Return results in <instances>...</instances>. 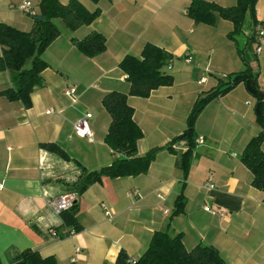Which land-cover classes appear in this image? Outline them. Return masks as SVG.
<instances>
[{"label": "crops", "instance_id": "0c3cea01", "mask_svg": "<svg viewBox=\"0 0 264 264\" xmlns=\"http://www.w3.org/2000/svg\"><path fill=\"white\" fill-rule=\"evenodd\" d=\"M23 1L38 10L40 0H0V22L30 30L31 15L18 7ZM79 1L90 11L99 7L100 13L88 25L65 27L45 47L42 57L48 66L30 96L31 105L0 92L1 262L7 264L31 249L61 264H117L121 251L128 259L138 258L155 231L168 229L181 233L188 250L197 243L214 245L226 264H264V195L252 185V174L241 160L247 142L261 128L247 87L236 84L198 114L196 144L186 171L178 166L181 153L188 149L186 140L185 146L168 148L184 131L196 99L219 78L242 70L244 62L264 90V44L257 52L253 31V18L264 27V0L255 1L253 16L247 9L241 31L233 37L229 20L218 17L214 24H204L191 19L186 14L191 0ZM207 1L228 7L237 0ZM92 31L105 36L106 47L87 56L74 40ZM146 43L171 54L166 69L174 82L155 88L148 97L128 95V103L143 132L138 154L160 149L145 173L104 175L77 193L81 166L99 169L113 159L104 142L110 115L101 99L112 90L128 93L129 82L118 64L127 53L140 56ZM13 84L12 72L0 70V91ZM70 87L75 100L65 94ZM88 111L92 141L74 132L75 120ZM198 137L202 143L196 142ZM48 142L63 148L69 158L44 147ZM69 192L77 193L78 230L48 205L50 199ZM180 193L185 212L170 217ZM204 205L212 211L204 210ZM66 229L74 232L63 235Z\"/></svg>", "mask_w": 264, "mask_h": 264}, {"label": "trees", "instance_id": "16d2710c", "mask_svg": "<svg viewBox=\"0 0 264 264\" xmlns=\"http://www.w3.org/2000/svg\"><path fill=\"white\" fill-rule=\"evenodd\" d=\"M97 1V0H93ZM256 0H237L232 6H221L213 1L191 0L186 14L197 23L214 24L221 17L232 22L233 29L229 36L241 31L244 15L248 10L254 13ZM100 13L99 7L88 10L79 0H40L38 10L32 17L30 30H21L6 22H0V70L12 72L14 84L0 91L8 99L20 100L29 107L31 94L42 83L41 72L48 64L42 53L50 42L60 35L61 30L55 20L59 18L64 27L74 30L88 25ZM259 23L253 18V31ZM77 49L87 56H94L106 47V38L100 31H92L80 40H74ZM240 52V50H239ZM241 53V52H240ZM172 56L165 49L146 43L140 56L126 54L118 66L125 73L129 82L128 93L112 90L106 92L101 101L110 115V123L104 136V142L111 149L113 159L110 164L99 169L86 170L81 166V174L75 185L76 192H83L90 184L101 180L102 176L111 178L134 176L145 173L160 147H153L139 155L137 143L143 136L140 126L134 120V109L128 103V95L148 97L155 88L169 86L174 82L173 75L166 67ZM242 83L255 98L253 106L256 122L261 127L259 132L247 142L241 153V160L252 174V185L264 195V90L258 83L257 75L250 65L244 62V68L236 73L218 79L215 87L209 88L203 96L196 99L186 118V127L181 134L169 142L186 140L188 149L181 153L178 166L188 169L195 146L194 123L204 106L215 97L227 93L236 84ZM43 146L64 158H69L63 148L56 143H43ZM264 201V196L262 197ZM185 197L180 193L175 201L170 217L184 211ZM76 204L61 214L66 222L79 229L75 217ZM7 264H61L53 256H42L38 251L25 249ZM127 255L121 251L117 264H226L214 245L197 243L189 250L184 246L181 233L171 234L168 229L155 231L144 252L134 263H128ZM0 264H3L0 259Z\"/></svg>", "mask_w": 264, "mask_h": 264}, {"label": "built area", "instance_id": "2783aa9c", "mask_svg": "<svg viewBox=\"0 0 264 264\" xmlns=\"http://www.w3.org/2000/svg\"><path fill=\"white\" fill-rule=\"evenodd\" d=\"M19 9L23 12L30 15H34L36 13V10L34 6L31 4L29 1H23L19 4ZM255 36L257 38V46H256V51L260 52L262 48V44H264V27L260 24L256 25L255 27ZM189 61V59H187ZM65 94L68 95L69 97L72 98V100H75V89L74 87L67 88L65 90ZM48 113L50 112L47 111ZM92 114L88 111L83 113L77 120H75L74 123V132L77 134V136L82 137L87 139L88 141H92L93 139V134L92 130L89 124V119L91 118ZM197 143H202L203 138L198 137L196 139ZM184 140H179L175 143H172L173 147H182L185 146ZM207 186H211V183L206 184ZM2 183H0V188H2ZM134 194H137L135 191ZM77 193L76 192H69V193H64L60 196L54 197L48 201L49 207L53 210L54 213L56 214H61L63 211L68 210L73 204L76 199ZM203 209L206 211H212V209L208 205H204ZM108 214V212H106ZM74 232L73 229H66L63 232V235H70ZM53 235H57L55 231L52 230ZM78 250V249H76ZM128 263H134L136 261V258H129Z\"/></svg>", "mask_w": 264, "mask_h": 264}, {"label": "rangeland", "instance_id": "374dc122", "mask_svg": "<svg viewBox=\"0 0 264 264\" xmlns=\"http://www.w3.org/2000/svg\"><path fill=\"white\" fill-rule=\"evenodd\" d=\"M55 22H56V24L59 26L60 30H64V29H65V27L63 26V24H62V22L59 20V18L56 19ZM167 71L171 72V71L169 70V68L167 69ZM252 97H253V96H252ZM252 99H254V104H255V98L253 97Z\"/></svg>", "mask_w": 264, "mask_h": 264}]
</instances>
